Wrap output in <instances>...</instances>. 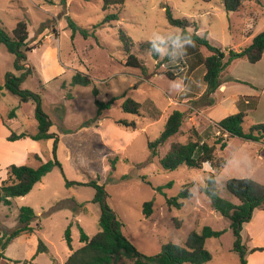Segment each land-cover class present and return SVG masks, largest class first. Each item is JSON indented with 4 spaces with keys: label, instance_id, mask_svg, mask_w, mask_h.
I'll return each instance as SVG.
<instances>
[{
    "label": "rangeland",
    "instance_id": "rangeland-1",
    "mask_svg": "<svg viewBox=\"0 0 264 264\" xmlns=\"http://www.w3.org/2000/svg\"><path fill=\"white\" fill-rule=\"evenodd\" d=\"M166 7L173 17L188 20L190 32L197 27L199 35L206 34L212 45L223 50L243 49L264 30V0L246 2L240 12H227L222 0H125L121 7L106 10L103 0H0V25L10 33L19 20L26 21L28 45H36L24 52L21 69L14 67V55L0 45V85L7 73L19 77L26 68L30 70L20 87L39 94L41 108L52 123L49 133L57 138L56 158L61 165L54 166L27 194L12 198L10 205H0V236L17 225L20 207L29 206L36 214L31 223L34 231L12 240L0 264H64L82 245L80 228L89 237L99 229L100 206L92 202V181L103 185L108 206L124 223L123 234L140 253L158 255L163 244L183 245L189 232L210 226L224 232L206 239L205 247L212 258L205 264L240 263L239 255L232 250L235 238L229 220L214 212L200 188L214 172L218 194L237 204L225 182L246 177L264 184V142L228 137L226 146L216 151V157L226 159L218 172L209 162L202 168L184 164L174 170L162 168L160 159L171 142L184 143L191 138V128L201 133L214 123L204 112L203 67L187 75L176 56L159 65L148 50L140 47L146 41H161L181 31L168 23ZM117 11V19L103 22L107 14ZM120 30L133 41L130 52L143 62L145 72L124 64L127 54ZM200 50L208 54L206 48ZM165 52V48L160 50V59ZM243 61L247 68L241 59L235 60L224 69L221 79L226 80L233 71L248 76L250 64ZM166 70L176 77H167ZM76 73L88 76L90 83L71 85ZM229 85L239 94L245 90L239 83ZM93 88L98 91L96 96ZM256 90L261 94L262 90ZM186 94L192 98L184 101ZM127 97L142 104L138 115L121 109ZM112 98L111 106L98 116L95 99L107 102ZM258 99L259 106L254 110L243 105L247 113L244 129L264 122V94L261 103ZM35 107L32 100L21 102L6 89L0 91V182L6 178L10 164L38 167L53 158L51 138H7L11 132L36 133ZM175 109L185 115L181 129L152 155L148 141L160 136L166 118ZM213 115L211 118L217 119L216 113ZM213 134L212 130L203 138L212 142ZM188 183L191 197L179 199L181 207L169 206L166 199L177 197ZM146 201H152L148 217L143 214ZM78 204L84 209L74 207ZM250 221L253 225L242 226V243L257 248L249 255L250 264H262L264 205L254 209ZM68 227L71 247L65 239ZM39 240L47 251L33 258Z\"/></svg>",
    "mask_w": 264,
    "mask_h": 264
},
{
    "label": "trees",
    "instance_id": "trees-1",
    "mask_svg": "<svg viewBox=\"0 0 264 264\" xmlns=\"http://www.w3.org/2000/svg\"><path fill=\"white\" fill-rule=\"evenodd\" d=\"M124 1L103 0V9L106 10L111 7L117 9L123 5ZM202 1L208 2L212 0ZM249 1L259 2L260 0H222V3L227 12H240L244 8V4ZM118 14L119 11L107 14L103 22L117 19ZM165 15L168 23L180 28L181 31L161 41H146L140 47L148 50L159 65L168 63L174 58L173 56H176L182 66L186 67L187 75L202 66L204 70L201 78L206 88L201 96L206 100V105L214 103L212 95L221 85L222 73L230 63L238 59H245L249 63H256L262 58L264 52V30L255 34L249 45L243 49L237 51L233 49L223 50L220 47L212 45L207 39L206 34L199 35L197 33V27H195L193 32H190L187 29L190 25L188 20L173 17L169 7L165 8ZM71 25L75 27L73 22H71ZM188 37H191L194 42L192 46L184 43ZM119 38L122 43V48L127 54L124 64L126 66L140 68L142 72H145L146 68L143 62L130 52L133 41L121 30L119 31ZM0 45H4L5 49L14 55V67L16 69L23 68L20 63L25 58L24 52L32 50L36 46L28 45L27 24L24 20H19L10 33L0 25ZM201 47L206 48L208 54L202 53L200 50ZM162 48H165L166 52L160 59V50ZM29 71L26 68V72L19 77L7 73L4 84L0 85V91L6 89L10 93L18 96L21 102L32 100L36 104L35 118L37 121V131L34 134H15L11 132L7 138L9 140H17L25 137L33 140L51 138L53 139V158L42 162L38 167H31L25 164L8 165L6 168L7 176L0 182V205H10L12 198L27 194L33 188L34 184L40 181L54 166L61 167L60 162L56 158L57 138L49 133V127L52 123L48 115L41 108L39 94L30 90L21 89L20 87L22 78ZM165 74L171 79L176 77L169 70H166ZM89 83L90 79L88 76L76 73L72 77L70 84L88 85ZM63 86L65 85L63 84ZM97 93V89L93 88L94 96ZM113 100L115 98L107 102L95 99L97 115L99 116L102 110L109 108ZM245 100H247L245 106L250 110L256 108L257 96H247ZM141 108L142 104L130 97L125 98L121 104V109L124 112L137 115L140 113ZM244 108L237 113L229 114L219 121L214 122L212 125L207 126L201 133L195 128H191V138L184 143L178 141L171 142L167 152L160 159L162 168L165 170H174L183 164L189 167L202 168L204 163L209 162L213 171L218 172L226 165V159L216 157V151L218 147L223 149L226 146L228 137L237 136L242 140L264 142V122L253 124L247 129H244L243 123L247 115ZM10 115H14L13 110ZM184 118V112L179 109L173 110L168 115L160 136L155 140L148 141V148L152 155H156L159 146L163 145L171 136L180 131ZM119 122L130 125L125 121ZM131 125L135 127V123H131ZM212 130L214 131L212 135L214 140L212 142L208 139L205 140L204 138ZM89 185L95 189L92 202L100 206L98 219L99 229L92 237H89L80 228V241L82 245L70 253L64 264H205L211 260L212 254L205 247V241L208 238L221 236L224 232L223 230H215L210 226H203L200 231L193 230L189 232L183 245L166 243L162 245L160 254L152 256L144 255L123 234L124 223L108 206L106 202L107 193L103 185L95 181L90 182ZM190 187V183L184 185L177 197L166 199L167 204L169 206L181 207L183 203L179 199L191 197ZM225 187L238 200L237 204L232 203L218 194L214 172L209 173L200 190L208 198L214 212L229 220V228L232 230L235 238L232 250L239 255V264H246V253L248 249L242 243L241 230L243 224L251 220L254 209L264 205V184L251 178L233 177L226 180ZM74 207L84 209L82 204L75 205ZM151 213L152 201L144 202L143 214L148 217ZM35 218L36 214L31 207L22 206L19 208L17 225L0 236V259L3 256V251L12 240L34 231L31 223ZM65 239L69 247H71L69 227L65 231ZM256 250L257 248H253L250 251L253 252ZM45 251H47L46 245L39 240L33 258L38 253Z\"/></svg>",
    "mask_w": 264,
    "mask_h": 264
},
{
    "label": "crops",
    "instance_id": "crops-1",
    "mask_svg": "<svg viewBox=\"0 0 264 264\" xmlns=\"http://www.w3.org/2000/svg\"><path fill=\"white\" fill-rule=\"evenodd\" d=\"M237 51V50H235ZM239 61V59L237 60ZM242 64H244V66L247 68V65L245 63V61H243V59H241ZM250 67H249V74L248 76H240L237 72V74H235V72L233 71V73L231 75H229L226 80L222 79L221 85L218 87V89L213 93L212 97L214 99V103L211 105H206L205 108V113H206V117L208 118V120L210 122H216L219 121L220 119L224 118L225 116L229 115V114H233V113H237L238 111L243 109V105L246 104L245 97H252V96H257V98H259L258 103H261L263 101L262 96L264 94V52L262 55V58L256 62V63H249ZM200 68V67H199ZM199 68H197L196 70L192 71L191 74H193L195 71L199 70ZM203 74V72H202ZM201 74V76H202ZM229 83H239L242 84V86H244L245 90L242 92V94H239V92H235V91H239V90H233V87H231V85H229ZM206 85L203 83V91H205ZM256 89H260L262 90L261 94H257V90ZM185 89H182V91ZM229 91H231L232 93H230ZM186 93V92H185ZM184 101L185 100H190L192 98L191 95H185L184 97ZM243 102V103H242ZM257 106H259V104H257ZM228 108V109H226ZM222 110V111H221ZM216 113V117L215 118H211L214 116L213 114ZM254 216V215H253ZM251 222V221H250ZM244 225L246 226H251L253 225V222L251 224H249V222L244 223ZM255 248V247H253ZM251 247H247L248 249V259L246 264H250V256H251V252L250 249H253ZM250 255V256H249ZM264 264V262L262 263Z\"/></svg>",
    "mask_w": 264,
    "mask_h": 264
},
{
    "label": "clouds",
    "instance_id": "clouds-1",
    "mask_svg": "<svg viewBox=\"0 0 264 264\" xmlns=\"http://www.w3.org/2000/svg\"><path fill=\"white\" fill-rule=\"evenodd\" d=\"M184 43H188L191 46L194 44V42L192 41L191 37L186 38V40L184 41ZM154 47H155V45H154Z\"/></svg>",
    "mask_w": 264,
    "mask_h": 264
}]
</instances>
